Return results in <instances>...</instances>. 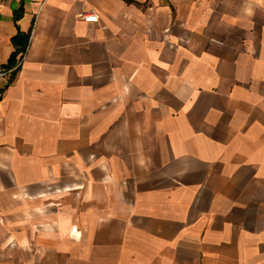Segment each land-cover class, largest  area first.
I'll use <instances>...</instances> for the list:
<instances>
[{
    "label": "crops",
    "instance_id": "1",
    "mask_svg": "<svg viewBox=\"0 0 264 264\" xmlns=\"http://www.w3.org/2000/svg\"><path fill=\"white\" fill-rule=\"evenodd\" d=\"M0 72V264H264V0H0Z\"/></svg>",
    "mask_w": 264,
    "mask_h": 264
},
{
    "label": "trees",
    "instance_id": "2",
    "mask_svg": "<svg viewBox=\"0 0 264 264\" xmlns=\"http://www.w3.org/2000/svg\"><path fill=\"white\" fill-rule=\"evenodd\" d=\"M28 43H29V36L20 37V38L15 39V44L18 45L20 49L13 53L11 60L9 62V65H8L9 68H13L17 64V61L19 58L18 56H22L23 54L26 53L27 48H28Z\"/></svg>",
    "mask_w": 264,
    "mask_h": 264
},
{
    "label": "built area",
    "instance_id": "3",
    "mask_svg": "<svg viewBox=\"0 0 264 264\" xmlns=\"http://www.w3.org/2000/svg\"><path fill=\"white\" fill-rule=\"evenodd\" d=\"M80 18L86 23H96L98 21V16L94 11H88L86 13H83L82 15H80ZM25 54H23L22 56L19 57L17 64L12 68L11 71H15L17 69H20L22 63L24 62ZM5 75L6 74L0 72V77H3Z\"/></svg>",
    "mask_w": 264,
    "mask_h": 264
}]
</instances>
